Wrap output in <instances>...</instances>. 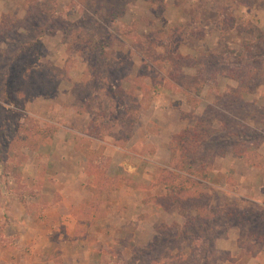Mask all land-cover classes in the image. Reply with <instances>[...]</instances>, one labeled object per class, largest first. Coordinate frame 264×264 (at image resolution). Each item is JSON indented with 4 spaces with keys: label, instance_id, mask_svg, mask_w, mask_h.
Listing matches in <instances>:
<instances>
[{
    "label": "rangeland",
    "instance_id": "obj_1",
    "mask_svg": "<svg viewBox=\"0 0 264 264\" xmlns=\"http://www.w3.org/2000/svg\"><path fill=\"white\" fill-rule=\"evenodd\" d=\"M0 11V213L52 199L48 178L28 187L19 173L33 159L45 168L59 124L90 118L87 133L122 147L148 120L171 152L146 185L163 188L145 201L165 223L150 254L114 262L264 264V201H242L264 190V0H0ZM104 157L99 190L145 186L108 175ZM191 204L206 211L188 227Z\"/></svg>",
    "mask_w": 264,
    "mask_h": 264
},
{
    "label": "crops",
    "instance_id": "obj_2",
    "mask_svg": "<svg viewBox=\"0 0 264 264\" xmlns=\"http://www.w3.org/2000/svg\"><path fill=\"white\" fill-rule=\"evenodd\" d=\"M89 120L81 126L59 124L50 140L51 154L43 152L40 158L45 168L33 159L20 169V183L28 187L42 182L41 176L48 178L52 199L45 206L34 203L31 211L17 200L1 207L0 264H111L114 258L131 257L132 248L152 243L156 227L165 223L161 205L145 200L164 193L160 186L146 185L170 159L169 141L156 145L144 129L146 120L136 122L121 147L87 133ZM105 154L110 157L108 175L123 172L145 186L118 182L117 189L99 190ZM258 191L259 197L252 191L242 201L263 203L264 190Z\"/></svg>",
    "mask_w": 264,
    "mask_h": 264
},
{
    "label": "trees",
    "instance_id": "obj_3",
    "mask_svg": "<svg viewBox=\"0 0 264 264\" xmlns=\"http://www.w3.org/2000/svg\"><path fill=\"white\" fill-rule=\"evenodd\" d=\"M22 126H25V123H22ZM52 135H53V131H52ZM167 184H169V183H167ZM170 185L171 184H169L168 187L166 186V189H167L168 195L172 196L173 193H175V192L173 191V188ZM181 198L182 197H180V202H182L181 201L182 200ZM176 201H179V199L177 198ZM182 205H183V203H182ZM185 207L186 206L183 205V209ZM186 209H188V210H191L192 209L195 212V217H194V219H191L190 224L188 225V227H191V226L195 225L196 224L195 221H197L198 219H203V215L205 214V211H206L205 205H195V204L192 205L191 204V205L187 206ZM205 224H207V222L201 223V225H205ZM188 227L186 226L184 228L186 229ZM185 229H184V231H185ZM182 235H184V234H182ZM152 246H155V245L154 244H149L148 246H145L146 248L142 249V252L143 251H146L147 254H150V252H151L150 249H152Z\"/></svg>",
    "mask_w": 264,
    "mask_h": 264
}]
</instances>
